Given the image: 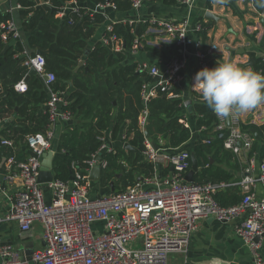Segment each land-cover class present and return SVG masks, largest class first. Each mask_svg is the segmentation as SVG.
<instances>
[{
    "label": "built area",
    "instance_id": "1",
    "mask_svg": "<svg viewBox=\"0 0 264 264\" xmlns=\"http://www.w3.org/2000/svg\"><path fill=\"white\" fill-rule=\"evenodd\" d=\"M177 1L192 7L196 0ZM131 3L132 7L137 8L141 5V0H131ZM104 7L115 8L109 3L96 5V9ZM78 10L73 8L71 11ZM148 23L154 25L157 32L165 34L166 41L178 46L185 45L188 21L151 20ZM205 29L202 23L194 26V30L200 33ZM106 32L108 35L103 37L102 44L115 51L122 50L123 43L113 33L111 26ZM8 36L13 39L18 37L16 27L12 22L1 23V40L6 42ZM142 38L143 35L134 39L131 51L145 47ZM212 50L215 51V46L210 51ZM210 51L197 54L202 60L201 69L209 68L207 59L211 55ZM23 66L28 71L34 69L43 83L48 98L44 112L48 114L50 127L45 133L27 137L26 144L30 154L24 161L17 163L11 156L5 159L8 169L12 166L16 168L14 173L8 172L7 183L19 180V184L14 193L12 209L9 213L0 215V223L16 221L23 231L29 230L34 222L42 225L45 246L31 255L29 261L32 264H168L170 254L187 255L189 240L199 221L209 218L225 223L241 219L235 226L236 235L248 248L253 264H264L260 253V241L264 237V196L257 197L251 189L257 183L264 185V162L259 164L256 176H245L237 183L244 192L241 201L230 206H220L213 199V194L230 183L186 182L185 175L191 165L188 151L176 148L170 153H164L155 149L144 137L142 155L151 164L160 161L167 163L171 168L170 181L159 184L154 176L143 180L147 184L154 183V189L144 190L140 182H136L121 192L91 198L90 171L94 167H99L101 171L107 166L101 153L110 150L103 144L85 161V169H78L72 164V179L53 180L46 184L52 194L51 202L46 203L43 186L37 181L42 156L51 148L53 134L50 129L54 123L69 121L72 114L63 110L67 105L64 93L54 89L55 76L45 71L43 56H27ZM184 68L185 61L180 57H173L162 69L147 63L137 65L138 74L147 73L151 78L157 77L156 81L141 85L143 109L138 124L143 133L148 116L147 103L159 94L175 99V90L182 79ZM14 90L23 93L27 91V85L20 81L14 85ZM224 126L222 121L216 130H222ZM238 142L248 147L250 138L248 134L240 132L238 124L234 123L229 127L224 147L238 153ZM1 145L7 148L13 146L6 139L1 140ZM98 157L100 162L97 161ZM95 222L103 224L100 234L92 231L91 227ZM0 258L2 264H28L27 261L20 260L10 246L0 247Z\"/></svg>",
    "mask_w": 264,
    "mask_h": 264
},
{
    "label": "trees",
    "instance_id": "2",
    "mask_svg": "<svg viewBox=\"0 0 264 264\" xmlns=\"http://www.w3.org/2000/svg\"><path fill=\"white\" fill-rule=\"evenodd\" d=\"M68 1L72 0H52L51 5L36 6L33 0H18L19 6L25 9L21 12L22 30L29 36L26 41L18 40L13 44L11 36H8L6 42L0 38V52L5 48L4 55L0 58V89L3 97L0 100V119L3 121L8 118L19 106L16 126H8L0 131V162L6 159L8 153L13 159H19L21 156L17 163L23 161L25 155L22 149L26 145L27 137L45 133L50 127L48 114L44 112L48 98L42 81L37 75L29 76L28 70L23 66L26 59L24 50L30 51L29 56H34L36 51H43L45 71L55 76L54 89L66 96L67 105L63 110L69 111L75 118L82 117L84 121L81 126H75L60 137L53 158L54 180H69L72 164L78 169H85V161L103 145L104 131L110 129L114 140L122 135V141L138 149L134 152L118 148L116 151L101 154L107 166L100 171L98 183L110 189L109 194L114 191L121 192L133 186L140 176L150 177L154 173V166L142 155L145 133L159 150L179 148L190 142L191 134L189 129L184 127L181 101L163 97L162 94L147 103L145 132L139 130L138 118L143 109L141 85L151 82V78L147 76L140 79L142 74L137 73L136 65H122L125 55L111 53L102 43L89 50L87 45L93 35L94 26L103 23L104 17L78 10L57 18L58 9ZM91 1L95 4L109 3L121 11H128L132 6L131 0ZM253 2L257 10L264 12V9L257 6V0ZM8 20V15L2 16L0 24ZM147 24L134 29L133 26L120 24L111 27L113 33L121 38L123 51L130 52L134 39L141 37L148 25L154 27ZM107 35L106 32L105 36ZM80 58H84V66H78ZM218 59L215 55L207 62L209 69L220 63ZM252 70L264 74V63H255ZM20 81L27 85V91L23 93L14 90V85ZM67 82L72 84L75 92L67 91ZM193 111L199 118L198 125L203 128V138L187 150L189 154L194 155L199 168L193 176V183L215 184L233 181V175L216 164L225 159L233 162L232 169L239 168L236 154L224 147L229 128L224 126L222 130H216L222 120L206 105L201 95H197ZM127 121L128 127H123ZM251 129L259 134L260 140H254L248 156H252L259 146L260 164L264 162V125H239L240 132L250 136ZM3 139L11 141L13 145L12 148L4 147L6 152L1 151ZM111 183L113 191L110 188ZM243 195L244 192L238 188L219 189L213 194V199L220 206H230L241 201Z\"/></svg>",
    "mask_w": 264,
    "mask_h": 264
},
{
    "label": "crops",
    "instance_id": "3",
    "mask_svg": "<svg viewBox=\"0 0 264 264\" xmlns=\"http://www.w3.org/2000/svg\"><path fill=\"white\" fill-rule=\"evenodd\" d=\"M33 1L36 6H48L52 4V0ZM96 5L97 4L93 3L91 0H72L63 3L56 14L57 18H62L64 15L71 12L73 8H76L88 14L97 13L104 17L103 23L94 26L93 35L87 45L89 50H93L95 45L102 43L107 28L111 25L120 24L128 27L133 26L132 29H134V27L139 28L140 25L144 26L151 20L170 22L188 21V30L185 35L186 43L183 46H178L174 42L166 41V35L157 32L153 26L148 25L149 23L147 24L148 26L142 38L145 47L141 50H130V52H126L123 51L122 48L120 51H115L102 44L108 47L111 53H123L125 55V60L121 63L122 65H136V68L140 63H147L148 65L162 69L173 57L184 59L185 68L182 72V79L176 89L177 97L175 98L182 103L181 114L184 119V127L189 129L191 134L190 142L179 147L183 150L189 151L197 140L203 138L201 133L203 128H200L198 125L199 118L193 111L196 97L200 95L193 86L194 77L198 71L202 70L200 68L202 60L197 57V54L209 53L211 48L215 46V51H210L211 55L208 56V61L216 55L220 63L230 61L238 64L242 68L251 69L255 63H264V12L256 9L253 0H222V2L221 0H196L192 7L179 3L177 0L174 3H166L163 0H141V5L139 7L134 8L131 6L128 11L116 10L112 7L96 9ZM22 11H25V9L19 6L18 0H0V17L8 15L10 17L8 22H12L18 32V37L14 38L11 44L18 40L26 41V38L29 36V34H25L22 30ZM207 11L212 13L217 20L212 21L206 19L205 13ZM198 23H202L206 26L204 33L194 30V26ZM131 33H133V31H131ZM197 43H200V45L197 46ZM4 51L5 48L0 52V58L3 57ZM24 52L26 57L29 56L28 54L30 51L28 49H26V51L24 50ZM251 59H253V62L250 64ZM83 60L84 58L78 60V66H84ZM140 75V79L149 76L148 74L143 76V73H140ZM154 81V78H151V82ZM68 88L69 86L67 84V91ZM73 92H75V90ZM1 94L2 90L0 89V100L3 98ZM113 105H115V102ZM16 108H18L19 111V106ZM14 110L8 118L0 123V131L8 126H16L15 120L17 116L16 118L12 117ZM128 117H130V115ZM219 118L222 119L224 124L226 123V119H229L230 125L237 123L238 127L240 124H252L257 127H262L264 125V105L247 113L234 115L229 118ZM83 123L82 117L75 118L73 115L69 121H56L50 129L53 134L51 145L56 148L62 135L73 130L75 126H81ZM128 125L129 122L127 121L123 127H128ZM81 130L84 131L83 128ZM251 135L252 136L249 135L250 145L248 147L244 146V144H241L239 147L237 146L239 152L235 154L238 158V169H232L231 166L233 162H228L225 159L224 161L221 160V162L216 163L218 167L230 172L234 177V180L229 182L230 185L223 189L238 188L243 192V190L237 186V183L245 176L254 177L258 174L259 146L256 147L252 156L249 157L248 155L251 146L254 144V140L259 141L260 136L259 139L256 140L254 135ZM121 136L122 135L114 140L110 129H108L104 131L103 144L110 151L123 148L124 144L127 142L122 141L123 138ZM146 138L148 139L149 135ZM132 148L134 150L129 151H138L137 148ZM22 151L25 155V160L30 154V149L27 144ZM160 151L164 153L171 152V150ZM9 154L10 153L7 155ZM101 154L105 153L103 152ZM19 159H21V156H19ZM19 159L15 157L14 161L17 162ZM210 160L213 163V160ZM152 165L155 168L152 176H140L137 178V182H140L144 190H151L156 186L154 183H144L143 180L147 178L152 179L155 176L159 184H162L166 180L170 181L171 168L167 163L160 161ZM15 170L16 168L14 166L8 169L5 159L1 160L0 215H5L12 209L14 193L18 189L17 185L19 184V180H14L13 183L8 184L6 179L8 172L11 171L14 173ZM138 179H140V181ZM93 183L94 182L91 181L89 189V196L91 198L109 194L110 189L102 187L98 182H95L94 184H96V186H93ZM43 189L45 201L46 203H50L52 199L51 191L48 188ZM251 189L257 197L264 196L263 184L257 183L254 187H251ZM240 220L241 219L225 223L209 218L199 221L196 230L189 240L187 255L170 254L168 257V264H253L248 248L235 233V226ZM91 228L94 234H100L103 230V224L101 222H95L92 224ZM260 244V253L264 259V237L261 239ZM3 246H10L12 250L17 253L20 260L32 264L29 261L31 255L35 251L42 250L45 246L42 225L39 222H34L29 230L23 231L16 221L1 222L0 247ZM0 264H2L1 258Z\"/></svg>",
    "mask_w": 264,
    "mask_h": 264
},
{
    "label": "clouds",
    "instance_id": "4",
    "mask_svg": "<svg viewBox=\"0 0 264 264\" xmlns=\"http://www.w3.org/2000/svg\"><path fill=\"white\" fill-rule=\"evenodd\" d=\"M257 6L264 9V0H257ZM193 86L206 105L221 118L247 113L264 105V74L230 61L198 71Z\"/></svg>",
    "mask_w": 264,
    "mask_h": 264
},
{
    "label": "water",
    "instance_id": "5",
    "mask_svg": "<svg viewBox=\"0 0 264 264\" xmlns=\"http://www.w3.org/2000/svg\"><path fill=\"white\" fill-rule=\"evenodd\" d=\"M205 18L208 19V20H217V18L212 14L210 13L209 11H207L205 13ZM264 22V21H263ZM36 54L38 55H41L43 56L45 54V52L43 51H36ZM251 62H253V59H251L250 61V64ZM36 72L34 69H31L29 71V76H33L35 75ZM147 73H143V76H146ZM154 80L156 81L157 80V77L154 78ZM69 88H68V91L69 92H73L75 89L72 87L71 83H67ZM163 97H165V95H163ZM17 111H18V108H15L14 110V114L12 115L13 118H16L17 116ZM226 127H230V121L229 119H226V123H225ZM250 133L254 135L255 139L258 140L259 139V135L256 133V131L254 129H251L250 130ZM145 136L148 137V134L145 133ZM241 143L238 142L236 144V146H240ZM153 147L155 149H157V147L153 144ZM124 149H127V150H134L132 147H130V145L128 143H125L124 146H123ZM1 151L4 152L5 149L4 147L1 148ZM55 153H56V148L53 147L51 145V148L45 152L42 156V160H41V163H40V168H39V173H38V177H37V181L39 184H41L43 186V188H46L47 189V186L46 184L52 182L55 178V174L53 172V158L55 156ZM11 156V154L7 155V157L9 158ZM100 157H98L97 161L100 162ZM190 164H191V168L190 170L187 172V174L185 175V181L188 182V183H191L193 182V176L194 174L198 171V165H197V162H196V159L194 157L193 154H190ZM99 174H100V169L99 167H94L91 171H90V174H89V180L92 181V182H98L99 180ZM70 179H72V175L70 177ZM140 181V179H138ZM110 188L112 190V183L110 184ZM118 191H115V193H117Z\"/></svg>",
    "mask_w": 264,
    "mask_h": 264
},
{
    "label": "rangeland",
    "instance_id": "6",
    "mask_svg": "<svg viewBox=\"0 0 264 264\" xmlns=\"http://www.w3.org/2000/svg\"><path fill=\"white\" fill-rule=\"evenodd\" d=\"M95 183V182H94ZM93 183V186H96V184Z\"/></svg>",
    "mask_w": 264,
    "mask_h": 264
}]
</instances>
